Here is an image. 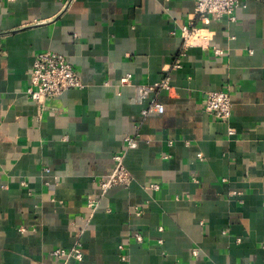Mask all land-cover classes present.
Returning <instances> with one entry per match:
<instances>
[{"label":"crops","instance_id":"0c3cea01","mask_svg":"<svg viewBox=\"0 0 264 264\" xmlns=\"http://www.w3.org/2000/svg\"><path fill=\"white\" fill-rule=\"evenodd\" d=\"M64 2L0 0V264H264V0L194 20L206 39L187 46L195 0ZM46 50L83 86L38 105L25 89ZM126 73L171 88L140 104ZM209 90L229 92L227 119ZM151 100L164 109L143 116ZM122 152L132 180L103 191Z\"/></svg>","mask_w":264,"mask_h":264},{"label":"built area","instance_id":"2783aa9c","mask_svg":"<svg viewBox=\"0 0 264 264\" xmlns=\"http://www.w3.org/2000/svg\"><path fill=\"white\" fill-rule=\"evenodd\" d=\"M65 0L64 5H67ZM241 5L240 0H195L193 12V21L182 26L181 36L183 45L187 46L198 40H205L204 28L194 24V20L202 22L204 26L208 25L212 20L227 16L231 20L235 19V9ZM204 44V43H203ZM216 54H220V49H215ZM180 60L177 58L174 65L178 66ZM121 85H132L136 90V101L142 104L145 99L153 92L161 90H169L171 88L169 76L148 84L135 83L132 74L126 73L120 78ZM83 86L79 72L68 61L62 53L46 50L36 54L32 66L29 71V84L25 92L38 105L47 96H58L65 90L70 88H81ZM231 98L228 91L225 90H209L205 94L203 108L205 111L212 113L216 118L227 119L231 114ZM163 105L155 100H151L147 106L141 110L143 116L158 111H163ZM136 130L132 135L125 136L126 149L136 146V135L139 125L135 126ZM124 154L115 153L113 156L114 167L111 172L101 176L99 180L100 188L105 191L109 188L119 185H128L131 180V174L124 164ZM97 200H90L89 206L96 205ZM137 239L141 236L136 234ZM52 254L58 257L74 256L81 258L82 252L80 246L71 248L58 247L52 251Z\"/></svg>","mask_w":264,"mask_h":264}]
</instances>
